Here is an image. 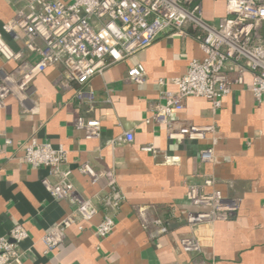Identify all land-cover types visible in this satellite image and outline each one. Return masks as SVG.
I'll use <instances>...</instances> for the list:
<instances>
[{"label": "crops", "instance_id": "1", "mask_svg": "<svg viewBox=\"0 0 264 264\" xmlns=\"http://www.w3.org/2000/svg\"><path fill=\"white\" fill-rule=\"evenodd\" d=\"M226 1L203 0L204 18L217 23ZM26 3L0 0V32L14 49L28 55L23 34L16 38L6 29ZM203 57L192 36L163 34L95 75L88 86L95 96L92 104L76 98L79 85L66 78L61 65L50 66L34 80L30 100L6 98L0 108V236L17 224L25 226L29 237L22 244L21 264H264V95L256 99L246 82L235 85L218 109L204 97H187L184 108L172 117L177 125H214L215 132L201 140L170 138L165 125L146 122L155 106L166 105L169 94L177 91L174 79L187 72L192 59ZM136 63L146 69L144 84L129 78ZM15 66L0 57V71ZM81 116L100 120L99 138L86 137L77 125ZM127 131L133 132L131 142L120 139ZM33 136L64 147L63 168L72 170L78 193L92 199L98 210L92 220L79 219L68 228L64 242L50 253H45L43 236L72 213L76 203L58 200L48 191L43 180H58L49 168L22 160V146ZM208 147H213L215 159L203 162L200 152ZM83 164L98 173L114 172L123 194L118 210L103 203L109 180L102 176L93 181L80 171ZM207 176L224 196L236 199L239 208L227 220L193 227L186 215L197 207L187 199V185L202 184ZM141 209L149 219L166 222L169 231L155 236ZM106 213L114 218L115 228L102 238L96 227ZM184 237L194 238L199 249H184Z\"/></svg>", "mask_w": 264, "mask_h": 264}, {"label": "built area", "instance_id": "2", "mask_svg": "<svg viewBox=\"0 0 264 264\" xmlns=\"http://www.w3.org/2000/svg\"><path fill=\"white\" fill-rule=\"evenodd\" d=\"M6 29L16 38L19 32L23 34L29 54L14 49L0 32V57L16 63L13 70L0 71V108L9 96L21 103L30 100L34 80L53 65H61L66 78L79 85L76 98L92 104L95 96L88 86L95 75L146 49L163 34L192 36L204 52L202 59H192L187 72L174 79L178 89L169 94L167 104L156 105L146 119L147 123L153 120L165 125L170 138L201 140L215 132L214 125L176 124L173 113L184 108L189 96L204 97L218 109L235 85L250 82L256 99L261 101L264 95V0H227L225 14L217 23L204 18L203 0H27ZM146 76L141 63L129 70V78L136 84H144ZM77 125L89 139L101 135V122L96 118L81 116ZM120 139L133 141V132H125ZM5 142L12 143L8 138ZM22 149V160L34 167H47L58 177L55 182L43 180L53 197L76 203V209L43 236L45 253H50L64 242L68 228L79 219L92 220L98 210L92 199L78 193L71 180L72 170L63 168L67 159L63 146L55 147L33 136ZM144 149L156 152L153 146ZM200 158L203 162L214 161L213 147L201 150ZM80 171L93 181L102 176L109 180L110 190L103 203L118 210L123 194L114 172L98 173L89 164L81 165ZM214 184L215 179L207 176L202 184L187 185V199L197 207L186 215L190 226L227 220L237 212L238 201L224 196ZM140 214L145 224L154 227L155 236L169 231L162 219H149L145 209ZM114 228L115 220L107 213L96 227L102 238L108 237ZM28 237L23 224L0 236V264H21L22 244ZM181 245L188 251L199 249L192 237L182 238Z\"/></svg>", "mask_w": 264, "mask_h": 264}]
</instances>
